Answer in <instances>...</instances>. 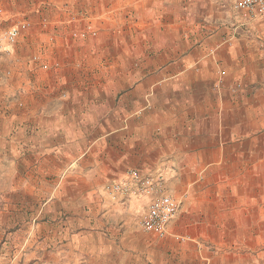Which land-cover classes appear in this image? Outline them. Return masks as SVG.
Segmentation results:
<instances>
[{"label":"crops","instance_id":"1","mask_svg":"<svg viewBox=\"0 0 264 264\" xmlns=\"http://www.w3.org/2000/svg\"><path fill=\"white\" fill-rule=\"evenodd\" d=\"M228 1L0 0V156L53 191L36 264H264V17ZM130 169L181 202L163 237L104 189Z\"/></svg>","mask_w":264,"mask_h":264},{"label":"rangeland","instance_id":"2","mask_svg":"<svg viewBox=\"0 0 264 264\" xmlns=\"http://www.w3.org/2000/svg\"><path fill=\"white\" fill-rule=\"evenodd\" d=\"M228 3L231 7L233 0ZM13 25L22 26L19 22ZM81 34L78 32L71 37L86 38L87 35ZM37 170V167H29L28 161L8 159L5 154L0 156V264L38 263V255L25 248L38 245V227L32 219L37 217L38 220L44 215L41 205L53 191H49L45 177L36 174ZM43 226L53 231L54 225Z\"/></svg>","mask_w":264,"mask_h":264},{"label":"built area","instance_id":"3","mask_svg":"<svg viewBox=\"0 0 264 264\" xmlns=\"http://www.w3.org/2000/svg\"><path fill=\"white\" fill-rule=\"evenodd\" d=\"M233 9L243 12L247 20L264 17V0H236ZM19 28L15 25L0 31V59L2 52L10 50L16 42ZM85 34V33H83ZM111 197H145L144 210L139 215L138 226L163 237L168 225L180 210L181 202L173 198L163 187L162 178L130 169L125 176L104 185Z\"/></svg>","mask_w":264,"mask_h":264}]
</instances>
